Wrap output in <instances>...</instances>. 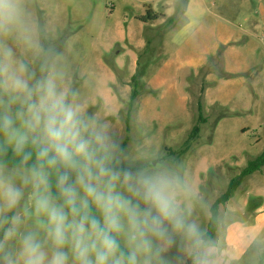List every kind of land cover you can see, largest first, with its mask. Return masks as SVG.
<instances>
[{
  "label": "rangeland",
  "instance_id": "obj_1",
  "mask_svg": "<svg viewBox=\"0 0 264 264\" xmlns=\"http://www.w3.org/2000/svg\"><path fill=\"white\" fill-rule=\"evenodd\" d=\"M188 1L23 0L22 7L24 19L50 62L64 72L78 101L121 143L122 162L166 171L189 190L180 198L181 207L200 236L177 235L163 254L166 264H262L264 167L246 177L236 195L220 205L218 230L213 239L203 240L212 206L230 181L264 151L262 68L247 90L226 105L218 102L222 82L228 80L234 87L240 76L226 73L224 67V74L218 73L221 52L191 82L190 92L181 77H170L172 72L161 73L163 79L156 76L165 62L182 68L189 57L202 55L201 50L226 34L215 15L235 23H244L246 17L262 23L264 13L259 9H264V0H190L196 15L189 19L183 17ZM150 10L163 14L160 19L165 21L145 22ZM8 43L15 47L12 40ZM16 51L18 56L28 55L22 48ZM209 71L216 74L207 86L212 95L204 90ZM134 75L138 95L132 101ZM200 98L207 121L190 140L198 124ZM241 105L251 112L241 111ZM259 207L263 209L257 213Z\"/></svg>",
  "mask_w": 264,
  "mask_h": 264
},
{
  "label": "clouds",
  "instance_id": "obj_2",
  "mask_svg": "<svg viewBox=\"0 0 264 264\" xmlns=\"http://www.w3.org/2000/svg\"><path fill=\"white\" fill-rule=\"evenodd\" d=\"M22 2L0 0V264H166L177 235L200 236L181 207L189 190L122 162Z\"/></svg>",
  "mask_w": 264,
  "mask_h": 264
},
{
  "label": "crops",
  "instance_id": "obj_3",
  "mask_svg": "<svg viewBox=\"0 0 264 264\" xmlns=\"http://www.w3.org/2000/svg\"><path fill=\"white\" fill-rule=\"evenodd\" d=\"M260 1L261 0H258L259 3ZM204 10L205 8L203 7L201 12H204ZM259 10L264 13L263 8ZM193 12L192 1L189 0L186 4L183 17L190 18L195 16L196 11ZM215 16L223 22V28L226 31V34H222L220 40L211 48L201 50L202 55L189 57L184 63V66H181L182 68L179 67L176 69L172 66V62H165L160 69V73L156 77L163 79L164 74L161 73L164 71H167L168 73L172 72L170 77L174 79L181 77L180 82L183 83L190 92L191 82L199 77L201 71L209 64L210 60L215 58V56L221 52V64L223 63V66L218 73L224 74V67L226 73L240 76L238 81L235 82L234 87L228 85V80L222 82L224 88L220 91L221 97L219 98L218 96V102L222 105H226L232 96L240 97L243 91L247 90V86L252 80V77L258 72L260 67L264 73V21L262 23L256 20L251 22L248 17H246L243 21L244 23H235L223 17ZM164 21V19H160L155 22ZM143 46L145 45L143 44ZM180 69H183L182 74L178 72ZM215 75L216 74L209 71L205 76L207 85L204 90H206V95H212L214 93V91L211 88H207V86L209 85L208 82L215 79ZM219 89L220 87L218 88V91ZM241 108V111L243 112H251V110L245 109L248 108L246 105H241ZM243 130H246V128ZM262 209V207H259L257 213H260ZM261 217L262 216L257 215L256 219H262Z\"/></svg>",
  "mask_w": 264,
  "mask_h": 264
},
{
  "label": "trees",
  "instance_id": "obj_4",
  "mask_svg": "<svg viewBox=\"0 0 264 264\" xmlns=\"http://www.w3.org/2000/svg\"><path fill=\"white\" fill-rule=\"evenodd\" d=\"M163 16H164L163 14H157V13L152 14V11H151L150 15L147 18H144V21L145 22L146 21H158ZM132 79H133L134 86H135L133 89L132 95H131V100L133 101L138 95V92L136 89V86H137L136 75H134ZM203 92L204 90H202L201 92V97L203 95ZM197 106H198V113H199L198 124L194 127L193 132L190 135V140H194L198 137L200 133V125H202L203 123L207 121L203 115L202 98L198 100ZM132 108H133V104L131 103L129 107V114H128L127 121H129L130 119V112ZM128 129H129V126H128ZM263 167H264V151L256 159L250 161L247 167L244 168L239 175H237L230 181L226 192L222 194V196L215 202V204L211 208V217L209 219L207 232L203 236V240L209 241L213 239L218 230L220 205L226 204L230 199H232L236 195L238 188L241 186V184L243 183L246 177L250 176L251 174L257 171H260ZM263 262L264 260L262 261V264Z\"/></svg>",
  "mask_w": 264,
  "mask_h": 264
}]
</instances>
